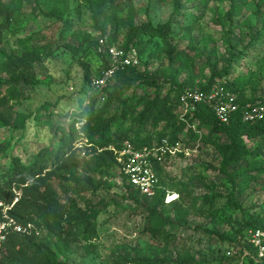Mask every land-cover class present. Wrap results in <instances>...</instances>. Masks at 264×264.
I'll return each mask as SVG.
<instances>
[{"label":"rangeland","instance_id":"obj_1","mask_svg":"<svg viewBox=\"0 0 264 264\" xmlns=\"http://www.w3.org/2000/svg\"><path fill=\"white\" fill-rule=\"evenodd\" d=\"M116 1L120 4L118 16L125 18L133 10L136 25L150 21L158 26L174 16L172 36L166 41L156 40L144 45L146 51L141 55V69L155 75L160 83L161 98H174L177 94L167 81L170 74L177 71L179 83L194 86L188 88H201L208 84L213 72L227 66L230 52L242 54L233 64L230 80L244 78L243 98H264V0ZM95 3L96 0H69L65 21L56 22L46 18L34 0H25L4 33L2 48L8 55H21L19 41L26 39L43 48V56L35 67L38 86L23 87L26 99L12 104L13 116H28L27 130L15 132L11 126H0V176L7 171L13 156L29 163L42 149L56 143L60 137V133L54 131L57 126L67 127L72 113L89 103L82 91L83 69L65 50L64 44L78 46L85 42V50L92 48L87 56L93 78L104 73V66H110L108 56L103 61L95 48L102 22L96 24L90 7ZM232 8L236 11L230 18L228 13ZM188 23L192 24V33L186 29ZM106 30V36L112 38L114 26L107 25ZM125 34L126 31L121 30L120 41L115 46L121 48ZM169 45L188 51L193 58L191 66H171L166 55ZM0 80H5L1 72ZM136 92L153 95L155 89L140 88ZM95 95L93 91L91 96ZM43 106L52 112L56 107L52 129L43 125L46 124ZM100 106L98 103L96 108ZM220 161L217 151L209 145L190 159L175 158L165 166L162 173L165 190L170 195H178L175 203L163 212V217L171 223L166 230L178 236L175 244H167L143 231L147 213L144 211L142 215L143 210L132 200H123L131 189L117 169L92 176L94 190L87 194L78 193L72 183L66 187L68 192L55 185L62 204L75 199L82 209L98 212V237L92 244L59 243L47 232L44 237L52 243L59 260L66 264H140L143 260L210 264L221 259H228V264H241L245 257L251 258L254 264H263L264 260L250 249L252 239L249 232L243 230V223L251 212L264 211V191L257 185L244 189L238 196L246 210L233 211L226 205L229 186H225L223 177L215 170L203 169L207 165L216 167ZM74 175L82 179L88 173L83 168ZM206 195L218 196L214 205L205 200Z\"/></svg>","mask_w":264,"mask_h":264},{"label":"trees","instance_id":"obj_2","mask_svg":"<svg viewBox=\"0 0 264 264\" xmlns=\"http://www.w3.org/2000/svg\"><path fill=\"white\" fill-rule=\"evenodd\" d=\"M24 1L0 0V61H2L0 72L5 75V80H0V126H11L15 132L27 130L28 116L23 114L13 116L12 104H19L26 99V91L23 87L38 86L35 67L43 56L41 51L43 48L26 39L19 41L22 48L21 55L15 53L8 55L2 48L4 33L12 25ZM68 1L34 0L46 18L56 22L65 21ZM119 6L116 0H96L95 4L90 5L96 24L102 21L99 35L106 36L107 25L115 28L112 38L108 37L109 45H115L120 41L121 30L124 29L126 34L121 42V48L137 49L141 59L142 53L146 51L144 45L156 40L166 41L172 36L174 16L158 26H154L150 21L136 25L133 10L122 18L117 14ZM44 7L49 8L48 11ZM235 11L236 9L232 8L228 16L232 18ZM186 29L192 33V24L188 23ZM84 46L85 42L78 46L64 44L65 50L83 69L85 84L82 91L88 96L89 103L72 113L67 127L57 126L54 131L60 133V137L56 139V143L42 149L29 163H24L20 158L13 156L10 158L7 171L0 176V201L11 206L16 199L18 200L9 211V215L24 231L22 233L10 231L7 241L0 249V264H66L61 262L52 250V243L44 237L46 232L59 243L92 244L98 237L96 229L98 212L82 209L75 199L62 204L55 185L68 192L66 187L72 183L78 193L92 192L94 190L92 176L117 169L114 153L108 148L120 149L125 141L142 148L168 138L173 143H181L185 146L199 141V133H202L200 152L211 145L221 160L218 166L207 165L203 166V169L215 170L223 177L225 186H229L226 196V205L229 208L233 211L246 210L238 196L246 188L257 185L259 190L264 191V158L262 157L264 119L246 123L242 116L247 104L264 105V98L244 99V78L230 80L233 64L242 58V54L236 55L230 52L227 66L221 71L213 72L207 85L196 88L208 91L214 84L221 83L237 97L240 110L232 115L229 123L222 124L217 120L214 112L205 105L200 106L193 117L181 119L180 93L185 88L194 86L179 83L175 71L168 76L167 81L171 83L172 88H175L176 96L161 98L159 81L156 80L155 75L142 71V62L139 67L118 70L106 88L91 96L94 76L87 55L91 53L92 48L85 50ZM98 47L100 44L96 40V52L104 61L107 46H103L102 52H98ZM166 55L171 66L181 64L186 68L193 63L192 55L188 51H179L171 45L168 46ZM104 68L108 67L104 66ZM140 88L155 89V93L138 94L136 90ZM129 92H132L131 96H127ZM98 103L101 104L100 108H96ZM43 108L46 110V124L43 125L52 129L54 127L52 118L56 107L53 108V112L47 110L45 106ZM40 120L41 118H38L37 121ZM83 122L80 128L77 127ZM192 126L196 130H193ZM4 146L9 147L10 144ZM167 163L158 168L161 185L153 198L141 195L127 184L131 191L123 197V200H132L143 210L142 215L144 211L147 213L143 230L145 233L162 239L167 244H175L178 236L166 230L171 223L169 219L163 217L165 209L175 203V201L169 204L165 202L168 193L164 187L162 173ZM83 168L88 173L86 178L81 179L74 175L77 170ZM124 181L126 182L125 179ZM217 197V195H206L205 200L214 205ZM243 230L264 231V211L251 212L249 217L244 219ZM250 249L257 252L254 246ZM228 261L221 259L210 264H228ZM139 263L168 264L157 260H143ZM179 264L194 263L182 261ZM241 264L254 263L251 258L245 257Z\"/></svg>","mask_w":264,"mask_h":264},{"label":"built area","instance_id":"obj_3","mask_svg":"<svg viewBox=\"0 0 264 264\" xmlns=\"http://www.w3.org/2000/svg\"><path fill=\"white\" fill-rule=\"evenodd\" d=\"M100 52L103 46H107V56L110 60V66L98 78L92 80L91 86L93 91H100L106 88L115 77L118 70L126 67H139L141 59L137 49L131 47L128 50L117 47L114 44H108V37L98 35ZM180 113L181 119L193 117L198 108L202 105L210 108L217 120L222 124L229 123L233 114L240 110L237 103V97L228 91L223 84L217 83L208 91H201L196 88H185L180 93ZM243 121L250 123L264 119L263 104H247L243 109ZM193 130H196L192 126ZM201 139L202 133H199ZM200 139L194 144L183 145L173 143L168 138L155 142L150 146L142 148L136 147L132 142L125 141L120 149L109 147L117 163L119 174L126 180L127 184L139 193L148 198H153L160 188L161 179L158 174V168L166 162L175 158L190 159L200 152ZM178 195L167 194L165 202L167 204L176 201ZM8 206L0 201V249L3 248L7 241L10 231L24 232L14 219L9 215V211L15 205ZM251 236L252 246L257 250V254L264 259V231H248Z\"/></svg>","mask_w":264,"mask_h":264}]
</instances>
